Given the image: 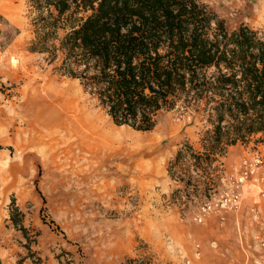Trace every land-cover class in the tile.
<instances>
[{"label": "rangeland", "instance_id": "obj_1", "mask_svg": "<svg viewBox=\"0 0 264 264\" xmlns=\"http://www.w3.org/2000/svg\"><path fill=\"white\" fill-rule=\"evenodd\" d=\"M204 1L228 29H264V0ZM11 5L0 7V128L11 139L0 145V264H264V161L248 169L237 207L223 203L243 160H264V142L229 146L208 173L188 156L169 171L185 142L198 147L200 116L160 111L149 131L114 124L77 79L57 70L59 59L29 50L38 14L30 0ZM61 85L144 145L109 159L69 150L46 121Z\"/></svg>", "mask_w": 264, "mask_h": 264}, {"label": "trees", "instance_id": "obj_2", "mask_svg": "<svg viewBox=\"0 0 264 264\" xmlns=\"http://www.w3.org/2000/svg\"><path fill=\"white\" fill-rule=\"evenodd\" d=\"M30 3L38 14L29 50L59 59L57 70L77 79L114 124L149 131L160 111L200 116L198 147L185 142L169 171L188 156L208 173L229 146L264 142V29H228L204 0ZM10 219L20 222L12 212Z\"/></svg>", "mask_w": 264, "mask_h": 264}, {"label": "bare ground", "instance_id": "obj_3", "mask_svg": "<svg viewBox=\"0 0 264 264\" xmlns=\"http://www.w3.org/2000/svg\"><path fill=\"white\" fill-rule=\"evenodd\" d=\"M12 1H0L2 12L12 9ZM55 87L58 89L47 104L50 108L46 113V121L50 128H55L61 135L60 139L69 150L109 159L116 152H131L132 148L144 145L138 135L112 127L100 114L92 111L82 96L70 86Z\"/></svg>", "mask_w": 264, "mask_h": 264}, {"label": "built area", "instance_id": "obj_4", "mask_svg": "<svg viewBox=\"0 0 264 264\" xmlns=\"http://www.w3.org/2000/svg\"><path fill=\"white\" fill-rule=\"evenodd\" d=\"M0 34H1V17H0ZM2 58H3V53L0 50V64L2 62ZM263 161H264L263 158L260 156L253 157L252 159L243 160L242 174L237 178V180L231 182L230 190L225 192V197L223 199V203H225V205H227L228 207H237L241 197V190H240L241 183L246 177L248 169L253 166H259V165L261 166V164H263ZM262 180H264V178H262ZM261 195L262 197H264V188L261 191ZM206 207L209 208L208 204L206 205ZM198 220H200V217L198 218Z\"/></svg>", "mask_w": 264, "mask_h": 264}, {"label": "crops", "instance_id": "obj_5", "mask_svg": "<svg viewBox=\"0 0 264 264\" xmlns=\"http://www.w3.org/2000/svg\"><path fill=\"white\" fill-rule=\"evenodd\" d=\"M10 142H11V139L8 136H5L2 129L0 128V145L4 143L8 144Z\"/></svg>", "mask_w": 264, "mask_h": 264}]
</instances>
